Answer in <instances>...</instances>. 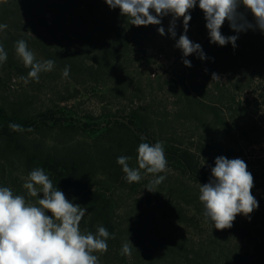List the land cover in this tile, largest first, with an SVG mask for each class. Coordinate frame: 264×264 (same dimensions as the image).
<instances>
[{
    "label": "rangeland",
    "instance_id": "374dc122",
    "mask_svg": "<svg viewBox=\"0 0 264 264\" xmlns=\"http://www.w3.org/2000/svg\"><path fill=\"white\" fill-rule=\"evenodd\" d=\"M5 4H12V10L4 14L2 7ZM21 4L22 0H0V24L7 25L5 30L0 31V44L7 52L6 62L0 64V104L10 112L20 115H34L54 108L67 114L77 126V129L42 128L29 133L25 142L34 144L44 154L82 150L96 157L97 149L105 151L110 148L113 138L119 136L125 142L133 141L134 128L130 127V131H107V128L113 126L108 123L112 124L115 118H123L131 111H140L146 119L142 128L149 139L178 143L182 149H189L197 154L201 171L206 172L209 180L216 157L243 159L254 177L252 195L258 201L259 207L250 214V219L237 215L234 222L256 225L260 217H264V97H260L261 94L264 95V85L258 81L252 89L238 92V101L246 102L247 99L250 105L245 103L237 106L226 103L220 108L217 107L223 113L220 115L222 117L218 116V120L210 111L211 107L215 108L211 103L213 96H218L215 91L218 80L212 79V65L202 63L195 66L191 59L196 53L184 57L182 50L175 47L179 36L184 33L182 18L176 20L175 38L168 31L171 15L161 17L160 25L144 26L142 35L130 42L123 60L115 63L106 55L108 49L104 45L97 41L94 45H88L73 34L79 29L82 32L90 31V27L74 23L71 25L72 31L68 28L70 34H65L64 27L69 26L65 24L59 26L56 35L54 29L42 28L41 36H35L32 34L34 27L28 24L23 13L18 12ZM195 8L190 10V15ZM152 14L155 15L154 12ZM48 18L53 20L52 15ZM195 20L191 15L186 34L193 43L200 44V37L196 33L198 24ZM159 27L165 29L164 35L158 32ZM20 39L26 41L28 48L35 53L37 61L50 59L55 62L52 71L40 74L39 82L29 80L25 84L20 79L26 77L30 71L15 52V42ZM54 54L68 58V77L62 75L65 66L58 65ZM185 58L191 61L193 66L186 67L183 63ZM90 73H95V77ZM216 74L225 89H233L227 73L218 71ZM245 74L241 73L237 78H244ZM175 84L177 87L173 86ZM259 86L262 90L254 94V90ZM195 96L199 98L196 101ZM99 134L117 135L99 137ZM127 148L120 149L122 154H115L117 158L123 156ZM14 161L15 167H19L23 172L19 159L16 157ZM129 164L135 167L136 163H131L130 159ZM168 169L166 173L158 174L165 175L166 179L158 185L159 188H154V197L159 199L164 195L163 191L166 190L170 177L179 178L178 181H182L179 190L187 185L192 198L197 200L195 205H199L189 207V214L196 215L197 219L205 224V228L216 232L217 229L203 214V204L198 198L200 183L188 179L184 174L181 179L180 171L171 163H168ZM20 171L15 174L21 178L23 185L27 177L22 176ZM142 176L143 179L138 183L126 182L127 189L123 192L114 185L117 191L111 190V195L126 205H131L135 199L146 200L145 196L151 191L145 187L155 177L152 174ZM24 192L26 196L27 190L24 189ZM125 208L124 206L120 212H125ZM185 230L192 232L191 229ZM229 230L231 228L221 232ZM232 238L237 239L235 236Z\"/></svg>",
    "mask_w": 264,
    "mask_h": 264
},
{
    "label": "trees",
    "instance_id": "16d2710c",
    "mask_svg": "<svg viewBox=\"0 0 264 264\" xmlns=\"http://www.w3.org/2000/svg\"><path fill=\"white\" fill-rule=\"evenodd\" d=\"M10 10L12 4L3 5L4 14ZM239 11L248 22L255 24L251 12L242 5ZM18 12L25 15L28 24L34 27L32 34L38 37L42 34V28L54 29L56 35L60 25H69L64 27L65 34H70L68 28L72 31L71 25L74 23L90 27V31L82 32L79 29L73 34L88 45H94L96 41L104 45L108 49L104 52L115 63L123 60L130 42L142 35L144 29V26L132 25L130 18L122 16L119 8L111 9L105 0H22ZM49 15H52L53 20H49ZM191 15L198 24L196 33L206 56V59L201 60L195 54L191 59L193 65L209 63L214 70L212 73H227L233 88L225 89L222 80L216 82L215 91L218 96H213L211 103L215 108L211 107L210 111L219 120L218 116L223 113L218 108L226 103L250 105L247 99L246 102L238 101V92L252 89L258 81L264 85V32L255 28L237 33L225 21L221 28L222 34L225 37L238 36V39L235 47L231 43L220 46L210 42L204 13L198 4ZM54 59L59 66H70L67 65L68 58L65 55L62 57L54 54ZM241 73L246 76L237 78ZM90 74L95 77V73ZM173 86L177 87V84ZM203 89L204 92L205 88ZM260 90L261 86L254 90V94ZM260 97L263 98L264 95L261 94ZM194 99L196 101L199 98L195 96ZM205 108L207 109L206 106ZM145 120L140 111H131L123 118H115L112 124L108 123L113 126L107 128V131H130L134 128L133 141L125 142L119 136L113 138L112 146L105 151L97 149L96 157L82 150L52 155L42 153L34 144L29 145L25 142L26 136L42 128L77 129L67 114L50 108L34 115H20L0 104V186L10 187L14 193L24 195L21 178L15 174L20 171L19 167H15L16 157L21 162L23 172H20L24 177L34 168H43L54 186L63 191L69 200L87 209L80 224L82 232L95 233L98 226H104L114 234L115 238L107 241L108 251L103 254L95 253L99 256L100 264H264V217H260L256 225L234 222L231 230L225 233L222 230H209L202 220H198L196 215L191 216L187 211L189 207L199 205H195L197 200L192 198L187 185L179 190L182 185L179 178L170 177L167 180L168 186L159 199L154 197L156 191H151L145 196L146 200L135 199L131 205H126L111 195V190L123 192L127 189L125 174L117 163L115 154H122L120 149L128 147L123 156H129L131 163H136L135 167H138V145L141 142H158L150 140L143 130ZM10 123L19 124L24 130L13 131L9 128ZM99 135L115 137L117 134ZM141 136L146 139L141 141ZM115 143L122 148L114 146ZM163 144L168 163L180 171L181 179L184 174L200 184L209 182L206 172L201 171L197 154L189 149H182L178 143L166 141ZM141 172L142 175L145 174L143 170ZM96 186L99 187L95 188ZM40 196L42 198L43 194ZM25 197L32 202L37 199L27 193ZM124 206L126 210L122 213L120 210ZM185 229H191L192 232ZM233 236L237 239H233ZM129 240L133 244L131 255H122V245Z\"/></svg>",
    "mask_w": 264,
    "mask_h": 264
},
{
    "label": "clouds",
    "instance_id": "9594fccd",
    "mask_svg": "<svg viewBox=\"0 0 264 264\" xmlns=\"http://www.w3.org/2000/svg\"><path fill=\"white\" fill-rule=\"evenodd\" d=\"M105 3L111 9L119 8L121 15L130 18V23L138 27L160 25L161 17L171 15L168 31L173 38L176 37V20L182 18L184 33L179 36L175 47L182 50L184 57L196 53L201 60L206 59L201 45L193 43L186 34L191 20L190 10L197 3L204 13L212 43L236 46L238 36L225 37L221 32L225 21L237 33L255 28L264 32V0H105ZM241 5L253 15L254 25L239 11ZM6 28V24H0V31ZM158 32L164 35L165 29L159 27ZM14 48L24 66L30 69L26 77H20L25 84L29 80L39 82L42 72L53 70L55 62L50 59L37 61L25 40L16 41ZM6 60L7 52L0 44V64ZM183 63L186 67L192 66L186 58ZM69 72L70 68L66 66L62 75L68 77ZM212 79L219 80L220 77L213 73ZM9 128L18 132L24 130L15 123H10ZM140 139L144 141L146 138L141 136ZM130 159L128 156L117 158L125 180L140 182L143 170L155 177L145 187L155 192L154 188L166 179L165 175L158 174L169 170L163 142H141L136 156L138 167L130 166ZM253 187L254 177L243 159L216 157L209 182L199 186L198 198L203 204L204 216L217 230L231 228L237 215L250 219V214L259 207L252 195ZM23 188L28 196L37 198L35 202L14 193L10 187L0 186V264H100L95 253H106L107 241L114 239V234L104 226H98L95 233L82 232L80 224L87 209L69 200L54 186L43 168L31 170ZM132 247L130 240L125 242L121 254L130 256Z\"/></svg>",
    "mask_w": 264,
    "mask_h": 264
},
{
    "label": "built area",
    "instance_id": "2783aa9c",
    "mask_svg": "<svg viewBox=\"0 0 264 264\" xmlns=\"http://www.w3.org/2000/svg\"><path fill=\"white\" fill-rule=\"evenodd\" d=\"M160 57L162 58V57H163V55L161 54V55H160Z\"/></svg>",
    "mask_w": 264,
    "mask_h": 264
}]
</instances>
